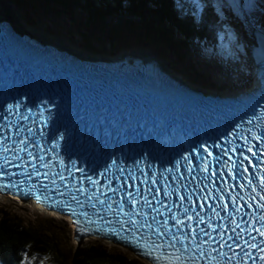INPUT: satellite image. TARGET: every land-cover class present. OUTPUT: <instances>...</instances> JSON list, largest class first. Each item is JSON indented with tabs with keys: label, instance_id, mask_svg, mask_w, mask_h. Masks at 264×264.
<instances>
[{
	"label": "snow or ice",
	"instance_id": "6c2138e0",
	"mask_svg": "<svg viewBox=\"0 0 264 264\" xmlns=\"http://www.w3.org/2000/svg\"><path fill=\"white\" fill-rule=\"evenodd\" d=\"M259 106L261 109H264V105L259 104ZM13 107L18 110L20 107L19 102L17 101L15 105H3L0 107V110L9 112ZM253 115L258 120L264 119V111L257 113L255 109ZM41 118L43 119V116ZM23 119H27V117L25 116ZM247 122L251 124L252 120L249 119ZM11 127L12 125H5V128ZM236 127L242 128L243 125L239 124L236 125ZM257 127H259V125H257ZM0 132H4V129L0 128ZM22 132H26L27 136H22ZM248 133L249 135L247 136L243 135V133L236 136L235 130H233V132H228L227 135L231 137L228 141L229 146L213 142V147L221 152L224 157H227L219 169L210 166V159L214 161L215 157H213V153L208 147H203L199 144L193 146L191 149L203 147V151L206 154L205 157H201L199 152L194 153L196 160L200 161V176L193 175L195 167L192 164L191 157L187 155L182 157L188 165L186 172L188 177L191 178L189 181L190 184L199 181L201 176L204 180L212 181L211 187L215 189V198H218L220 201L216 206L209 203V198L214 197V193L211 191L202 196H197L194 199V192H189L188 188H185V194L180 195L179 192L182 183L177 184L176 188L173 189L172 185L168 182L167 176L161 175L160 178L157 179L156 172H152L149 175L143 168H137L135 172L129 171L128 174L125 175L123 164L117 167V160L115 159L112 161L111 165L106 166L105 173L108 168L116 167V174H113V176H106L105 173H98L95 170H92L88 175L79 177L78 183L80 187L77 191L81 195H86L89 201L95 199L96 203L101 205L107 204L109 210H113V203H110L109 200L112 199V196H119V199L114 201V203L119 205V208L116 209V211L122 214L123 217L127 218L121 220L120 224H131L133 225V229L129 230L130 235L132 236L131 240L126 236H117V239L124 241L126 245H131L134 249H140L144 255H151V252H143V246L135 239V235L138 230L147 228L152 235L161 240L160 244H154V248H170L176 252L183 251V253L187 255L186 264H198V261L200 260H203L205 264H249L250 260L251 264H264V176L260 175V172L264 171V167H262L261 164H254L251 159V157H257L261 160V163L264 164V136H261L251 129H248ZM43 135L44 133L41 132L40 136L43 137ZM5 136L10 138L11 134L5 133ZM15 136L19 137V139L13 140L12 144L0 149V163L9 167L13 166L10 164V161H24V157L21 156L20 153H25L27 161H32V163H27V161H25L26 168L30 167L31 169H35L37 166V160L39 161L40 168H47L49 166L48 163L45 162L44 155H34V152L30 150L40 147L41 151H43L42 145L39 141L34 139V142H32L27 139V137L35 138L33 128L18 129L15 132ZM2 138L4 137H0V139ZM238 139L243 140V147L247 153H250V156L246 155L245 151H237L236 140ZM256 144L260 145L259 153L254 150ZM53 147H55V145H53ZM9 151L15 153V155L9 157L7 155ZM46 154L47 153H45V155ZM236 155L240 157L239 168L243 170L244 173L243 182H238L239 188L241 191L246 187L251 189L253 195L249 199H245L244 196L239 193L233 194L235 193V187L229 185L228 178L232 181H237L235 173L237 160L233 158ZM58 162L60 164L65 163L63 160H59ZM245 162H247V165L252 168V172L256 174L258 184L249 177V167L245 166ZM150 166L151 165H149V167ZM180 168V160H176L175 169L171 167L166 169L167 172L175 173L171 177L173 182L177 180V174H179L180 182L185 180V176L180 173ZM74 170L81 173L88 172V169L86 168L71 169L67 166L64 168V171L67 172L69 176L73 174ZM217 172H219V176L221 177V186L219 188L216 187L215 182ZM33 174L37 176L41 175V173L36 171H33ZM44 175L47 176V173H44ZM97 177H104L108 180V183L106 185L103 184L100 179H97ZM58 179L65 181L66 177L63 173H60ZM113 180L120 184L119 188L113 187ZM137 181H139V183H137ZM149 184L151 185L150 187ZM85 185H87V187ZM192 186L194 189L199 188L201 193L205 192V188H201L200 183H194ZM3 187L5 186L0 185V188ZM125 187L133 188L135 191H125ZM229 188H231V191L226 198L222 193L229 191ZM90 191L91 194H89ZM108 193H111L112 196L108 197ZM161 194L168 200H171L173 195L176 194L178 199L171 204L162 205L160 200ZM100 196H107L108 198L107 200L100 199ZM72 199L76 200L77 197L73 196ZM125 200L131 205V212L125 210ZM228 201H231V209L229 208ZM197 205H199L198 210ZM206 205L212 214L211 217H209V220L219 219L221 221L219 225L214 226L212 223L206 221L204 215ZM92 206L95 207V204ZM161 206L166 207L167 212L171 215L169 217H164L162 222L154 229L153 224L157 222V218L164 216V213L161 211ZM245 206L250 210L251 214L245 212ZM221 207L224 215H221V211L218 210ZM141 208L150 209V211H137V209ZM68 211L72 210L69 208ZM177 211L183 212L184 217H178L176 214ZM149 213H155V215H152L151 217L152 223L148 222ZM72 215L76 216L77 213L72 212ZM79 215L84 216L85 219H87V213H79ZM237 215L247 217V219L237 221ZM137 216L140 217V220H137ZM169 219L174 222L171 226L169 225ZM224 221H227L228 224L231 225V228H229ZM74 223L79 227L81 222L77 219ZM88 223L94 224L91 220H88ZM205 223L207 224L208 230L201 226ZM257 224H259V227L256 226ZM185 227L187 228L186 232ZM173 229H175V231H173ZM216 229H219V231L216 232ZM82 230L86 231L87 229ZM106 230L112 232L113 235L116 234L114 229H104V231ZM209 230H213L215 235L213 234V231ZM229 231L231 232L230 235L228 234ZM197 233H199V237L197 236ZM233 235H235L236 240L239 241L238 243L232 242ZM246 236L247 239H245ZM257 236L261 237L259 243H256ZM165 237H167V243H164ZM241 246H243L244 249H247V251H237L241 249ZM253 250H255V252H253ZM41 264H43L42 261Z\"/></svg>",
	"mask_w": 264,
	"mask_h": 264
},
{
	"label": "trees",
	"instance_id": "16d2710c",
	"mask_svg": "<svg viewBox=\"0 0 264 264\" xmlns=\"http://www.w3.org/2000/svg\"><path fill=\"white\" fill-rule=\"evenodd\" d=\"M13 1L18 6L27 5L32 11L40 8L53 17H66L78 27L87 25L91 33L95 32V40L91 39V33L80 34L89 47L96 43L143 45L166 58L171 53L177 62L187 57V52L209 53L212 58L225 43L237 47L233 42L235 32L223 17L218 0ZM263 4L260 2L262 10ZM189 65L192 72L202 73L196 71L190 60ZM190 81L204 88L202 83ZM41 261L43 264H145L136 256L109 250L99 243L68 249L49 222L24 220L0 206V264H41Z\"/></svg>",
	"mask_w": 264,
	"mask_h": 264
},
{
	"label": "rangeland",
	"instance_id": "374dc122",
	"mask_svg": "<svg viewBox=\"0 0 264 264\" xmlns=\"http://www.w3.org/2000/svg\"><path fill=\"white\" fill-rule=\"evenodd\" d=\"M7 1L10 5H12L15 17L19 16L29 29L33 30L37 28L40 32L44 33L43 35L45 36L62 37L61 39L64 40L66 46H69L70 50L74 53H77L78 51L80 53H84L90 58L113 59L118 56L123 57L124 54L137 50H144L147 53L152 52L155 54L154 56L165 62V69L174 75L183 78L185 81L191 82L190 80H192L202 83V86L204 87L202 89H204L205 92L240 91L253 84L254 68L251 64V52L249 48L250 42L248 41L250 28L247 22H245L244 7L247 4L249 5L250 1L254 0L217 1L223 17L235 32L233 42L237 44V47L233 48L231 44L225 43L219 48L218 52L212 56V58H209V53L187 52V57L179 62L176 61V58L171 53H169V57L166 58L160 55L155 49H151L143 45L122 47L117 43L112 45H109L108 43H96L95 45H92V47H89L85 38H83L80 34L83 32L87 34L91 33L90 28L87 27V25L82 24L78 27L75 23L67 21L66 17H53L49 13L41 11L40 8L39 10L36 9L35 11H32L27 5L18 6L13 0ZM260 2H264V0H257L255 3H259L260 6ZM259 6L258 8L260 9ZM251 14L254 15L253 10H251ZM66 23L72 27L68 28ZM255 23L258 24L257 21H255ZM250 27L253 28V25ZM31 33L33 32L31 31ZM91 34V39L94 41L95 32H92ZM258 34L263 35L262 37L264 38V31H259ZM189 60L193 64L196 71H202V73L197 74L196 72H192V66L189 65ZM0 206L4 211L16 216L18 215L24 220H44L49 222L56 234H58V236L62 239L65 247L68 249H74L77 246L83 248L91 243H99L109 250H118L130 256L138 257L133 251H130L122 246L109 243L105 240L91 238L83 239L79 243H76L73 226L69 221H67V219L59 218L55 213H41L36 210L33 205L25 204L24 206H21L17 202L3 199H0ZM138 258L140 259V257ZM142 261L145 264H148L144 259ZM37 264L40 263L37 262Z\"/></svg>",
	"mask_w": 264,
	"mask_h": 264
},
{
	"label": "bare ground",
	"instance_id": "6f19581e",
	"mask_svg": "<svg viewBox=\"0 0 264 264\" xmlns=\"http://www.w3.org/2000/svg\"><path fill=\"white\" fill-rule=\"evenodd\" d=\"M257 0L254 1H250L249 5L247 4L244 7V18H245V22H247L249 28H250V32L248 33L249 36V42H250V52H251V64L252 67L255 69L256 64L258 63L260 56L264 54V38L262 37L263 35H259L258 32L259 31H264V19H263V14H264V10H262V6H259V3L256 4ZM261 1V0H259ZM6 3V4H5ZM258 6L260 7V9L258 8ZM251 10H253L254 15L251 14ZM253 18V19H252ZM0 19L3 21H10L14 23V26L16 27V29L19 32L22 33H28V32H33V35L38 36L41 38L42 41L49 43V44H53L58 48H62L64 50H68L69 46H66V44L64 43V40H62V37H50V36H45L43 35L44 33L40 32V30H38L37 28L31 30L29 29L25 23H23V21L20 19L19 16L15 17V14L13 13V9H12V5H10V3L7 0H0ZM260 22H259V21ZM255 21H257L256 24ZM251 25H253V28L250 27ZM261 39V40H260ZM130 52V51H129ZM77 54L79 56H81L82 58H90L88 56H86L84 53H80L77 51ZM130 55L132 57V59L135 58H143V57H151L153 56V60L157 61L162 67L166 68V64L165 62H163L162 60L158 59L156 56H154L155 54H153L152 52L147 53L144 50H137V51H133L130 53H126L124 54L123 57ZM122 58L121 56H118L116 58L113 59H120ZM155 58V59H154ZM90 59H103V58H90ZM109 59V58H107ZM112 59V58H110ZM158 59V60H156ZM257 79V78H256ZM254 84L252 86H250L251 88L256 86V80L254 79ZM244 90H238V91H218V92H213V91H208V94H217L220 93L221 95H229V96H235L236 94L242 92ZM0 199L3 200H9L12 201V199L9 196H4L0 194ZM15 199H18L17 197H15ZM31 205H33V207L38 210L41 213H46V210H42L40 209V207L34 203H32Z\"/></svg>",
	"mask_w": 264,
	"mask_h": 264
},
{
	"label": "water",
	"instance_id": "95a60500",
	"mask_svg": "<svg viewBox=\"0 0 264 264\" xmlns=\"http://www.w3.org/2000/svg\"><path fill=\"white\" fill-rule=\"evenodd\" d=\"M3 23H4V21L0 19V35L2 34ZM27 34H28V35H32V36H34L33 33H31V32H28ZM58 50L61 51V52H63V53L70 52V53H73V54L78 55L77 53L72 52V51L70 50V48H68V50H64V49H62V48H58ZM78 56H79V55H78ZM86 59H90V58H86ZM144 59H146V61H151V62L154 61L151 57H144ZM262 60H264V54L260 56L259 61H262ZM259 61H258V62H259Z\"/></svg>",
	"mask_w": 264,
	"mask_h": 264
}]
</instances>
